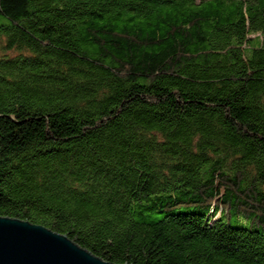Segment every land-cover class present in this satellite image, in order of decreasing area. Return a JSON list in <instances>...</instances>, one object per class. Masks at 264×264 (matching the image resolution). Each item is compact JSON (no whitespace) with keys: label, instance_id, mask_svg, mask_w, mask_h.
Instances as JSON below:
<instances>
[{"label":"trees","instance_id":"1","mask_svg":"<svg viewBox=\"0 0 264 264\" xmlns=\"http://www.w3.org/2000/svg\"><path fill=\"white\" fill-rule=\"evenodd\" d=\"M0 216L264 264V0H0Z\"/></svg>","mask_w":264,"mask_h":264},{"label":"water","instance_id":"2","mask_svg":"<svg viewBox=\"0 0 264 264\" xmlns=\"http://www.w3.org/2000/svg\"><path fill=\"white\" fill-rule=\"evenodd\" d=\"M0 264H128L102 259L44 225L0 216Z\"/></svg>","mask_w":264,"mask_h":264}]
</instances>
